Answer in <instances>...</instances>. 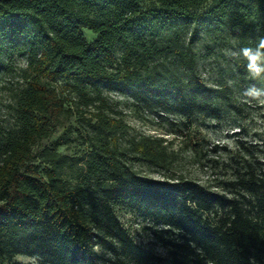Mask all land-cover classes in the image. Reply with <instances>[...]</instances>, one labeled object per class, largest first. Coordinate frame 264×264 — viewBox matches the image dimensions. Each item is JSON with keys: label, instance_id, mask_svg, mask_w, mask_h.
I'll use <instances>...</instances> for the list:
<instances>
[{"label": "trees", "instance_id": "16d2710c", "mask_svg": "<svg viewBox=\"0 0 264 264\" xmlns=\"http://www.w3.org/2000/svg\"><path fill=\"white\" fill-rule=\"evenodd\" d=\"M145 1L0 0V72H12L4 44L23 40L19 54L26 61L8 89L12 124L0 130V264L16 254L45 264H103L96 246L118 229L114 206L136 199L176 209L177 225L193 234L196 246L186 248L181 262L264 264L263 165L244 154V174L234 177L244 190L261 193L257 217L237 196L193 180L131 172L120 142L124 121L105 93L129 92L138 104L173 107L185 120L201 112L217 116L215 104L231 89L204 82L196 72L194 38L183 34L201 30L214 39L224 32L245 91L255 69L242 56L249 50L264 57V0H151L147 8ZM83 28L97 35L93 41ZM73 116L85 119L88 151L81 165L67 163L54 148L33 153ZM163 142L133 137L127 147L163 166L169 162ZM214 206L229 213L211 225L201 210Z\"/></svg>", "mask_w": 264, "mask_h": 264}, {"label": "rangeland", "instance_id": "374dc122", "mask_svg": "<svg viewBox=\"0 0 264 264\" xmlns=\"http://www.w3.org/2000/svg\"><path fill=\"white\" fill-rule=\"evenodd\" d=\"M151 4L152 1L148 0L143 6L147 8ZM82 32L89 42L97 36L87 28H83ZM188 36L194 38L196 72L205 83L214 85L218 82L231 92L223 95L215 104L219 109L217 116L201 112L187 120L171 110L173 107L164 110L156 105L138 104L125 91L105 92L111 100L113 111L119 113L124 121V131L120 133L124 165L129 171L146 177L174 182L190 179L226 196H237L244 210L257 217L255 207L261 193L252 194L244 190L234 177L244 174V154L249 155L254 166L263 165L264 168V57L249 50L242 56V60L243 57L249 60L255 69L253 80L248 82L251 88L242 91L238 87L241 78L234 71L238 57L225 33L219 32L211 39L209 33L201 30L194 33L188 29L183 37ZM22 43L23 40L18 39L1 47L2 57L11 65L8 71L12 68V72H0V130L12 124V116L7 108L8 89L17 85V71L26 66L25 57L19 54ZM83 125L84 118L73 116L50 138L37 143L33 153L38 155L43 148H54L65 157L67 163L74 165L81 161V165L88 151ZM180 128L185 131L182 136L177 132ZM133 137L163 140L169 162L156 166L138 158L127 147ZM261 173L264 174V170ZM67 178L72 179L70 172ZM191 207L199 212L197 205L191 204ZM114 212L118 229L108 242L96 246L103 264L193 263L181 262L184 251L196 246L193 234L177 225L179 216L174 207L148 199L123 200L114 206ZM228 213L227 208L219 206L209 211L201 210L202 217L211 225L219 223ZM156 231L160 233L159 237ZM111 246L114 250H111ZM3 264L45 263L34 255L16 254L5 259Z\"/></svg>", "mask_w": 264, "mask_h": 264}, {"label": "clouds", "instance_id": "9594fccd", "mask_svg": "<svg viewBox=\"0 0 264 264\" xmlns=\"http://www.w3.org/2000/svg\"><path fill=\"white\" fill-rule=\"evenodd\" d=\"M262 44H264V38H262V41H261Z\"/></svg>", "mask_w": 264, "mask_h": 264}]
</instances>
